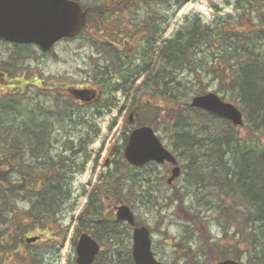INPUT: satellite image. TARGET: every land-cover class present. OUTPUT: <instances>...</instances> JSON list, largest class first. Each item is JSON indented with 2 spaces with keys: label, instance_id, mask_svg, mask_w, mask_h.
Wrapping results in <instances>:
<instances>
[{
  "label": "rangeland",
  "instance_id": "1",
  "mask_svg": "<svg viewBox=\"0 0 264 264\" xmlns=\"http://www.w3.org/2000/svg\"><path fill=\"white\" fill-rule=\"evenodd\" d=\"M82 1L87 6L92 7H95L100 2V0ZM103 1L101 0V3ZM175 1H173L172 6L166 2L168 26L161 35L162 41L174 37L177 31L184 32L196 17H199L202 24L213 27L214 31L225 25L227 27H236L246 24L245 21L241 22L240 20L241 16H239V13L241 9L238 8V0ZM179 1L181 3L177 6ZM107 4L112 6L111 0H105V6H108ZM147 5L150 6L149 4ZM113 6L116 7V5ZM258 15L255 11L253 12L252 16L254 20L263 19L264 22V2L260 6ZM138 16H146L144 9L139 11ZM99 17L98 14L93 16L92 21L83 29L82 33L73 39L58 42L46 54H43L35 46L15 45L0 41V70H6L7 77L12 80L15 77H20L18 79H21V76H23L24 79L22 80L26 82L16 81L14 85H11L10 82L2 81L0 77V107L1 102L6 101L10 97L16 96V99L24 101L23 105L21 102V105L14 106V110L20 113L17 117L12 118L11 114L5 116L2 124H0V137L1 133L4 136L9 135V127H20L24 122L23 116L31 115L30 111L33 110L32 115L35 112L38 113L35 127L38 132H46L47 139L44 142L46 146L36 150L35 154L39 157L35 155L32 158L31 149L37 147V138L34 136L32 146L27 148L24 154L25 159H21L24 165L30 164L34 170H40L50 160V156L67 165L69 160L65 161V158L72 157V150H76L74 152L75 168L81 166L82 159H86L84 169L82 171H75L74 174L69 169L70 165H67L68 180H66L67 184L65 188H69L70 200L61 210V213L57 217L58 219L55 220L57 223L55 229H58L60 233L63 230L62 226H68L65 238L62 235L58 239H54L52 235L46 237V232L40 231L39 234L42 235L41 239L30 244L21 241L19 247L23 250L24 254L35 251L40 256L43 254L44 258L41 264H75L76 252L73 240L79 231L86 230L95 237L100 233L99 240L104 245V255H111L114 257L116 263L119 262L116 250L124 242L126 233L119 234L120 237L116 239H107L104 237L107 234L106 231L102 229V232H99L91 220H88L95 215L94 212L98 213L99 217L113 218L115 216L112 213L113 206L117 203L105 198L100 211L92 205H90L88 210L84 209L89 204L91 197L94 198V194L98 193H93V191H95L94 189H98L100 181L109 177L110 171L117 174L118 170H114V168L116 169L119 164L123 167L125 161L123 156L124 135L132 127L128 121V111L130 109H127V105H129V108L131 105V107L136 109L138 113L137 117L144 121H149V124L154 127L160 136L163 144L175 153L182 173L174 180L173 184H168L167 178L170 176L172 169L170 163H150L141 166L138 169L140 174L144 177H149L148 183L151 191V200L144 199L142 202L132 199L125 203L133 207L139 223L149 226L153 240L152 249L159 259L167 264H184L183 251L175 246L178 241H182L186 245H191L192 250H195L197 254L200 252L201 257L200 255L197 256L200 264H214L217 260H211L214 258V255L213 253L210 254L211 251L206 244L222 240L221 235L223 232L221 227L214 221V207L217 199L215 191L218 189L214 187L215 185L212 182L214 179L210 176L209 171L211 167L209 165L213 163L217 164L221 160L220 171H222L224 167L227 168L231 164V159L228 161V153H224L222 157H217L214 154L210 155V152L203 143L206 138H201L199 143L197 142V138H193L196 144L193 143L190 147L181 146L182 142L183 144L188 143L183 139L177 141L176 135L172 130L171 120L167 117L170 115L171 110V103L168 102L167 96L164 95L162 99L156 98L153 104L148 100L145 103L146 95L149 96V94L145 91L144 86L138 88L143 74L132 83H124V87H121L123 90L120 89L112 92L109 84H104L103 86L105 80L104 73L107 72H117V76L113 78L111 84L118 81L119 85H121L123 82L119 81L120 76L118 75L121 73V66L102 68L97 63L99 59L96 54L97 47L98 42L101 41V35L97 31L100 21ZM127 36L128 33H125L124 37ZM115 39L122 38L116 35ZM140 46L146 49L143 43ZM202 47L203 50L197 53V58L200 62L205 63L203 66L218 65L220 60H215L205 44ZM120 48L122 49L121 46ZM132 48L133 45L127 46L126 50L128 54L137 52V49ZM263 49L264 47L255 51L260 52ZM114 50L118 52L119 64H122L121 52L116 47H114ZM218 51L215 49V52ZM232 61H234V58ZM150 62L152 63V61ZM162 63L163 59L161 65ZM134 64L138 65L140 61L136 60ZM127 67L125 68L127 69ZM133 68L134 66L129 69ZM198 71L199 75L203 78L202 83L208 84L206 86L207 90L216 91L225 100L231 101L242 108L243 103L238 96V92L233 87L220 88L219 80L212 78L213 75L211 73H208L204 68H200ZM197 73V71L190 70L178 72L175 76L178 84L173 89V92L178 95L175 94L177 98L190 100L196 93L200 85L196 78ZM37 80H40V82ZM54 81L60 82L62 88L90 83L91 86L100 89L97 101L88 105H70L68 99H74L71 97L74 94L65 90L60 91L59 88H55V91L47 87ZM95 82H100V84L95 85ZM42 84L43 86L47 85L46 89L41 87ZM57 91L58 93L56 94ZM54 103H57L58 106L55 107ZM242 110L246 123L241 130L242 138L250 141L248 139L250 136V114H246L244 109ZM72 111L75 113L74 116L76 114L79 115V118L75 119L74 122L68 116ZM173 117L175 115L171 114V118ZM57 118L65 119L57 120ZM220 121L213 123L219 125L221 124ZM209 125L211 130L216 131L214 130L215 127H212L213 124L209 123ZM220 131L221 129L215 133H219ZM94 136L95 138L92 140ZM261 138L264 139L263 136ZM0 141H2L1 138ZM68 146H70V149L65 148ZM44 155H47V158H42ZM107 159H109V165L106 164ZM6 167L9 171L7 174L8 180L13 181L21 177L16 167L5 166L2 167V171ZM194 167L196 170H194ZM203 177L204 184L200 183ZM199 183L204 187L200 186ZM1 188L5 187L1 186ZM1 188L0 205L4 202L6 195L3 192L4 189ZM176 190L184 196V206H179V201L174 198ZM134 197L135 195H133ZM22 198L21 194L18 193L16 198L17 203H14L15 206L19 205L26 213L29 209V203ZM193 215L204 221L201 223L202 229L194 222ZM49 218L54 219L53 217ZM19 224L22 226L23 223L19 222ZM5 229L7 228L4 224L0 226V232H6ZM202 233H206L208 236L204 238L201 235ZM33 234L27 233L22 238L24 239L26 236ZM114 240H118L119 244L118 242L115 244ZM55 241H62L61 246L55 245ZM202 245L206 246V250H200ZM211 255L212 257L209 258ZM240 259L245 264H255L253 261L248 262L247 255H243ZM20 260H22L20 264L25 261L22 256Z\"/></svg>",
  "mask_w": 264,
  "mask_h": 264
},
{
  "label": "trees",
  "instance_id": "2",
  "mask_svg": "<svg viewBox=\"0 0 264 264\" xmlns=\"http://www.w3.org/2000/svg\"><path fill=\"white\" fill-rule=\"evenodd\" d=\"M173 1L167 0L170 6H172ZM262 2L264 0H238V8L241 9L240 20L241 22L245 21L246 24L236 27L225 25L214 31L213 27L202 24L201 20L196 17L184 32L177 31L174 37L166 40L160 46L159 51L164 54L161 68H156L153 71L151 68L148 69L145 79L141 83V86H144L145 91L149 94V96L146 95L145 103L148 100L153 104L156 98L162 99L164 95L167 96L168 102L171 103L170 115L167 117L171 120L170 124L177 141L183 139L189 144L182 142L181 146H192L195 143L193 138H197L198 143L201 138H206L203 143L210 155L222 157L224 153H228V161L231 159V164L227 168L224 167L222 171H220L221 160L217 164L209 165L211 167L210 176L214 179L212 182L214 187L218 189L215 191L217 199L214 207V221L223 232L222 240L206 244L211 251L210 254L213 253L214 255L212 261L226 257L240 258L247 255L248 262L264 264V139L261 138L264 137V49L256 52L264 47V28L263 19L255 21L252 16L254 11L257 15L259 14ZM148 3L147 0H137L133 17L136 18L135 15L139 14L141 7L147 6ZM180 3L181 1L178 2L177 6ZM157 5L159 3L152 2L151 12L148 11L149 13L145 17L139 16L138 18L144 19H137L134 22V26L138 24L136 21L143 22L145 30H151L150 34H142L147 46L148 44L151 45L148 36L153 35L152 37H154L155 35L156 18L153 13H155ZM165 20L167 25V12ZM203 44L206 45L215 60H220L218 65L203 66L205 63L198 60L197 53L203 50ZM215 49L219 51L215 52ZM233 58L234 61H232ZM146 66L149 67L145 64L134 76L144 72ZM200 68L211 73L212 78H217L220 88L233 87L238 92L243 103L241 109H244L246 114H250V136L248 138L250 141L242 138L241 130L246 123L242 126H234L228 119L203 109L193 108L188 100L179 99L175 96L176 93L173 92V89L178 84L175 76L181 70L198 72L196 78L200 85L196 93L207 90L208 84L202 83L203 78L199 75L198 70ZM123 80L126 81L127 79L123 77ZM46 86L42 84L41 87L46 89ZM118 87L115 85L114 89ZM51 89L55 90V88ZM21 102L23 105L24 101L16 99V96L1 102L0 124L6 115L11 114L14 118L20 114L14 110V106L21 105ZM68 102L70 105H74L77 101L69 98ZM54 105L55 107L58 106L57 103ZM30 113L31 115L23 116L24 122L20 127H9V135L4 136L1 133L0 137L2 139L0 141V165H3L2 167H16V170L21 174L19 179L12 181L7 179L9 172L7 167L3 171L0 188L1 186L5 187L1 189H4L3 192L6 195L4 202L0 205V222H2L0 226L4 224L7 229H5L6 232H0V258L2 259L0 264L4 262V259L7 260V263L4 264H20L21 256L25 260L22 264H41L44 258L43 254L40 256L36 251L24 254L23 250L20 249V242L25 243L22 236L31 232L43 231L46 232V237L52 235L54 239H58L61 235L65 238L68 230V226H62L63 230L60 233L58 229H55L57 224L55 220L58 219L61 210L70 200V191L69 188H65V185L67 184L66 180H68L67 165L72 163L68 162L66 165L51 156L50 160L40 170H34L30 164L24 165L22 163L21 159H25L24 154L27 148L32 146L34 136L37 138V147L31 149L32 158L35 155L39 157L35 154L36 150L46 146L44 143L47 139L46 132H38L35 127L38 113L35 112L32 115L33 110ZM74 114L72 111L68 115L73 122L79 118L78 114L76 116ZM171 114H174L175 117L171 118ZM64 119L57 118V120ZM135 120L138 124L149 123V121L138 118L137 115ZM216 121H220L221 124L215 125L213 122ZM209 123L213 124L212 127H215L214 130L216 131L211 130ZM11 124L15 125L14 123ZM219 129L221 131L215 133ZM94 138L95 136L92 140ZM42 158H47V155ZM139 168L130 166L126 161H124L123 167L119 164L117 174L111 173L109 177L100 181L98 189L93 191V193H98L94 194V198L91 197L84 210H88L92 205L100 211L105 198L116 203L132 199L142 202L144 199L150 201L149 177L140 174ZM194 170H196L195 167ZM203 180L204 177L200 183L204 184ZM200 186L204 187L201 184ZM220 189L224 190L221 191ZM18 193L21 194L22 199L29 203V209L26 213L19 205L15 206ZM133 195H135L134 198ZM174 196L179 201V206L183 205L184 196L182 193L176 190ZM94 213L95 215L88 220H91L99 232H102V229L106 231L105 238L116 239L122 233H126V237L124 236V242L116 250L118 263L114 261L113 256L100 253L93 264H134L131 254L130 225L118 221L114 217L107 219L105 216L99 217L98 213ZM193 220L202 229L201 223L204 221L195 215H193ZM19 222L23 223L22 226ZM110 227L112 228L110 229ZM201 235L204 238L208 236L206 233ZM96 237L100 239V233ZM117 242L119 244L118 240H114L115 244ZM61 243L62 241L54 242L55 245L58 244L59 246ZM175 246L183 251L184 264H200L197 256L200 255L201 257V254L192 250L191 245L178 241ZM206 246L202 245L200 250H206ZM211 257L212 255L209 258Z\"/></svg>",
  "mask_w": 264,
  "mask_h": 264
},
{
  "label": "water",
  "instance_id": "3",
  "mask_svg": "<svg viewBox=\"0 0 264 264\" xmlns=\"http://www.w3.org/2000/svg\"><path fill=\"white\" fill-rule=\"evenodd\" d=\"M87 20V10H83L76 0H0V37L17 42H35L43 49H48L63 36L76 35ZM78 98L90 100L95 90L89 88H70ZM191 105L202 107L213 113L229 118L234 124L243 122L242 111L232 102L223 100L216 92L208 91L196 94ZM132 120V114H130ZM124 156L132 164L140 165L148 160L177 163L175 155L168 150L151 126L133 128L124 146ZM180 174V167L175 165L171 182ZM2 178L0 168V180ZM116 216L134 224V213L127 204L115 206ZM29 237L27 240H35ZM100 250V243L87 232L79 235L76 244L79 264H92ZM132 255L136 264H165L158 260L151 250L150 231L147 226L133 228ZM215 264H244L239 259L225 258Z\"/></svg>",
  "mask_w": 264,
  "mask_h": 264
},
{
  "label": "flooded vegetation",
  "instance_id": "4",
  "mask_svg": "<svg viewBox=\"0 0 264 264\" xmlns=\"http://www.w3.org/2000/svg\"><path fill=\"white\" fill-rule=\"evenodd\" d=\"M116 1V2H115ZM136 1L137 0H111L112 6L110 4H107L108 6H105V0L96 7V15L98 14L100 17L99 24L97 26V31L101 35V41L98 43L97 47V56H98V65L102 66V68H108L111 66H122V65H128L127 69H121V73L118 75H121L122 84L119 85L120 87H124V81L123 77L129 78L132 77V71L129 67L135 65V61L139 60L140 64L135 65L136 68H139L143 62H150V61H156L161 65L162 59L164 57V54L162 51H160L159 58H158V52L157 49L158 45L160 44V39L162 33L165 31V22L163 17V1L162 0H150L154 1L156 4L159 3V5L156 6V11L154 14L156 21H155V35L154 37L148 36V40L151 42V45L148 44L146 49L141 48L140 44L145 42V39L142 37V34H150L151 30H145L144 23L140 21H136L138 24L134 26L135 20L134 17V9L136 7ZM149 1V2H150ZM159 1V2H158ZM113 5H116L114 7ZM83 8H88L83 5ZM89 15H90V9ZM160 19V22L158 23ZM89 25V24H88ZM128 33L127 37H124V34ZM136 33V36H135ZM114 35H119L122 39H115ZM66 39V38H64ZM18 45H24V46H35L37 49L39 47L36 44H18ZM133 45V48L137 47L136 53H130L127 52V46ZM122 47V49L120 48ZM111 47H116L119 51L122 52V64H119L118 55H111L110 50ZM153 47H154V53H153ZM152 53V55H151ZM92 54V51H91ZM148 61H147V59ZM154 58V60H153ZM118 64V65H117ZM134 69V70H135ZM105 70V69H104ZM6 71V70H5ZM4 71V72H5ZM7 72L4 73V75L0 76L2 81L4 82H11L10 79L7 77ZM105 78H114L117 76V72L114 71L113 73H106ZM109 84V83H108ZM80 86H86L90 88H95L90 85V83L87 84H78ZM95 85H97L95 83ZM114 84L110 89L113 92V88L115 87ZM123 90V88H121ZM61 90V89H60ZM100 90V89H99ZM98 96L92 101H97L96 99ZM75 102L77 105H87L86 103H83L80 100H76ZM127 109H129V105H127ZM106 164H109V159L106 160ZM75 167V165H74ZM78 170V168H73Z\"/></svg>",
  "mask_w": 264,
  "mask_h": 264
}]
</instances>
